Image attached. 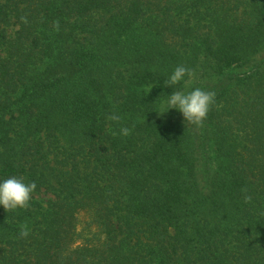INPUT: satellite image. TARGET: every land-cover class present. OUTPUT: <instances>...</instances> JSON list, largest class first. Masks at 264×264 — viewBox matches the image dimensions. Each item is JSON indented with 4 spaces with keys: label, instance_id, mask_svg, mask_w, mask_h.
I'll return each instance as SVG.
<instances>
[{
    "label": "trees",
    "instance_id": "16d2710c",
    "mask_svg": "<svg viewBox=\"0 0 264 264\" xmlns=\"http://www.w3.org/2000/svg\"><path fill=\"white\" fill-rule=\"evenodd\" d=\"M262 50L264 0H0V182L37 185L0 264H264ZM197 87L202 127L158 113Z\"/></svg>",
    "mask_w": 264,
    "mask_h": 264
},
{
    "label": "clouds",
    "instance_id": "9594fccd",
    "mask_svg": "<svg viewBox=\"0 0 264 264\" xmlns=\"http://www.w3.org/2000/svg\"><path fill=\"white\" fill-rule=\"evenodd\" d=\"M21 22L27 24L28 20L26 16H22ZM53 28L56 31L60 30L59 21H53ZM192 69L185 67L184 65H178L170 75L167 86L172 87L185 81V77L191 79L194 77ZM187 83V81H185ZM151 90V89H150ZM215 92L206 91L201 88H194L191 91H175L168 95V99L164 105L161 106L159 114H164L170 109H176L179 111L185 123L202 127L207 114L211 106L215 102ZM109 120L119 123L121 117L118 114L113 113L108 117ZM116 133H113L115 135ZM119 134L123 137H127L131 134V129L127 127H121ZM37 185L35 182L25 183L23 177H10L0 182V206H2L5 212L15 211L17 209H27L32 199V194L36 190ZM246 191V189H242ZM251 196L245 195L244 202L249 203ZM30 235V231L27 224L20 226L19 238H27Z\"/></svg>",
    "mask_w": 264,
    "mask_h": 264
},
{
    "label": "rangeland",
    "instance_id": "374dc122",
    "mask_svg": "<svg viewBox=\"0 0 264 264\" xmlns=\"http://www.w3.org/2000/svg\"><path fill=\"white\" fill-rule=\"evenodd\" d=\"M255 60L257 62L264 60V50H262V52L259 53V55L255 58ZM234 71L237 72V73H240V72L244 71V68H235ZM36 198H37V196H36ZM38 199L49 200V199H52V197H51V195H47V196H42L41 195V196L38 197ZM0 213L1 214H5V213L7 214V212H5V210H4V208L2 206H0ZM15 215L18 218L21 216V215H17V213ZM5 218L8 221V216H6ZM78 218H79L80 223L84 224V222H85L84 213L79 214ZM18 222H19V220L17 218H14L12 220V223H18Z\"/></svg>",
    "mask_w": 264,
    "mask_h": 264
}]
</instances>
